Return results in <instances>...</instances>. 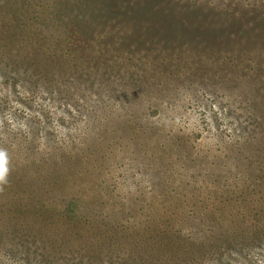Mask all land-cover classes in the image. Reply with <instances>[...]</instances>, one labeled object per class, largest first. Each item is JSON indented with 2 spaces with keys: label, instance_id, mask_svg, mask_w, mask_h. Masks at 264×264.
Returning a JSON list of instances; mask_svg holds the SVG:
<instances>
[{
  "label": "rangeland",
  "instance_id": "obj_1",
  "mask_svg": "<svg viewBox=\"0 0 264 264\" xmlns=\"http://www.w3.org/2000/svg\"><path fill=\"white\" fill-rule=\"evenodd\" d=\"M0 150V264H264V0H0Z\"/></svg>",
  "mask_w": 264,
  "mask_h": 264
},
{
  "label": "clouds",
  "instance_id": "obj_2",
  "mask_svg": "<svg viewBox=\"0 0 264 264\" xmlns=\"http://www.w3.org/2000/svg\"><path fill=\"white\" fill-rule=\"evenodd\" d=\"M9 157L6 151L0 150V191L8 183L9 175Z\"/></svg>",
  "mask_w": 264,
  "mask_h": 264
},
{
  "label": "trees",
  "instance_id": "obj_3",
  "mask_svg": "<svg viewBox=\"0 0 264 264\" xmlns=\"http://www.w3.org/2000/svg\"><path fill=\"white\" fill-rule=\"evenodd\" d=\"M67 214L69 215V213H66V215ZM167 244L170 248H173L174 250H176V252H178V247H174L175 245H172L173 243H171V241H168Z\"/></svg>",
  "mask_w": 264,
  "mask_h": 264
}]
</instances>
